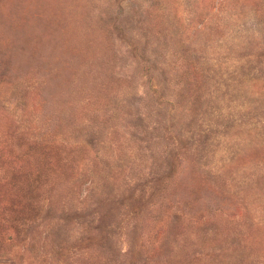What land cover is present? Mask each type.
I'll use <instances>...</instances> for the list:
<instances>
[{"label":"rangeland","instance_id":"374dc122","mask_svg":"<svg viewBox=\"0 0 264 264\" xmlns=\"http://www.w3.org/2000/svg\"><path fill=\"white\" fill-rule=\"evenodd\" d=\"M0 264H264V0H0Z\"/></svg>","mask_w":264,"mask_h":264}]
</instances>
